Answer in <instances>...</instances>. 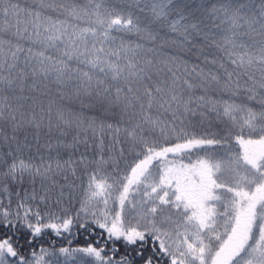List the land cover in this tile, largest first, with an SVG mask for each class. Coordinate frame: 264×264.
I'll list each match as a JSON object with an SVG mask.
<instances>
[{
	"label": "snow or ice",
	"instance_id": "6c2138e0",
	"mask_svg": "<svg viewBox=\"0 0 264 264\" xmlns=\"http://www.w3.org/2000/svg\"><path fill=\"white\" fill-rule=\"evenodd\" d=\"M0 264H264V0H0Z\"/></svg>",
	"mask_w": 264,
	"mask_h": 264
}]
</instances>
